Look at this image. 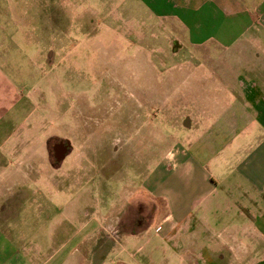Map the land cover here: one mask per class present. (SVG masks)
I'll list each match as a JSON object with an SVG mask.
<instances>
[{"label":"rangeland","instance_id":"obj_1","mask_svg":"<svg viewBox=\"0 0 264 264\" xmlns=\"http://www.w3.org/2000/svg\"><path fill=\"white\" fill-rule=\"evenodd\" d=\"M183 34L141 0H0V89L13 86L34 106L27 121L34 120L37 137L51 134L53 168L63 152L54 155L56 148L68 147L52 169V202L83 192L85 205L100 203L98 211L85 209L89 217L111 214L115 203L130 199V186L164 177L165 165L155 167L164 154L199 136L188 118L210 122L236 101L237 76L246 69L235 46H189ZM8 100L0 94L4 107ZM75 165L78 174L66 177ZM132 189L119 223L124 229L151 210L150 198ZM143 244L129 247L134 259L149 257ZM163 250L149 263L190 264ZM114 258L104 251L85 264Z\"/></svg>","mask_w":264,"mask_h":264},{"label":"crops","instance_id":"obj_2","mask_svg":"<svg viewBox=\"0 0 264 264\" xmlns=\"http://www.w3.org/2000/svg\"><path fill=\"white\" fill-rule=\"evenodd\" d=\"M141 3L177 24L189 46H235L246 69L237 76L236 101L210 122L188 118L200 138L163 155L155 167L165 165L164 177L130 186V199L111 214L89 217L85 209L98 211L100 203L85 205L83 192L61 204L49 198L52 169L67 153L53 168L51 134L37 137L34 120L27 121L34 106L13 86L0 89L9 95L0 104V264H85L104 251L114 255L112 264H151L164 247L190 264H264V0ZM74 167L63 174L77 175ZM135 187L150 198V214L124 229ZM142 240L149 257L134 259L129 247Z\"/></svg>","mask_w":264,"mask_h":264},{"label":"flooded vegetation","instance_id":"obj_3","mask_svg":"<svg viewBox=\"0 0 264 264\" xmlns=\"http://www.w3.org/2000/svg\"><path fill=\"white\" fill-rule=\"evenodd\" d=\"M61 143L64 144V146H62L61 148H59V146H58V148H56V150H55L56 152H54V155H56L57 153H59L60 150H62L64 153L67 152V150H68L67 145L64 142H61ZM59 145H60V143H59Z\"/></svg>","mask_w":264,"mask_h":264},{"label":"water","instance_id":"obj_4","mask_svg":"<svg viewBox=\"0 0 264 264\" xmlns=\"http://www.w3.org/2000/svg\"><path fill=\"white\" fill-rule=\"evenodd\" d=\"M186 124V123H185ZM64 153V152H63ZM63 153H62V155H63Z\"/></svg>","mask_w":264,"mask_h":264}]
</instances>
